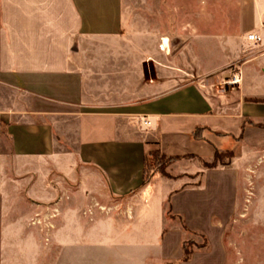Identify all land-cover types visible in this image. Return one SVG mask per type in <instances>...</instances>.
I'll list each match as a JSON object with an SVG mask.
<instances>
[{"label":"crops","instance_id":"crops-1","mask_svg":"<svg viewBox=\"0 0 264 264\" xmlns=\"http://www.w3.org/2000/svg\"><path fill=\"white\" fill-rule=\"evenodd\" d=\"M263 14L264 0L244 1L229 31H255ZM122 21V0H0V85L25 98L0 116L10 151L0 148V264H227L224 226L243 205L250 170L264 175V47L245 42L258 54L234 74L218 37L183 30L200 59L180 49L171 60L162 37L173 67L144 99L90 103L73 63L84 40L117 37ZM70 122L73 139L59 140ZM71 140L73 151L62 147ZM155 151L179 158L167 172L178 170L143 182ZM216 153L231 157L204 168ZM190 233L207 246L181 263Z\"/></svg>","mask_w":264,"mask_h":264},{"label":"rangeland","instance_id":"rangeland-1","mask_svg":"<svg viewBox=\"0 0 264 264\" xmlns=\"http://www.w3.org/2000/svg\"><path fill=\"white\" fill-rule=\"evenodd\" d=\"M244 1L247 0H122L121 34L113 38L84 40L73 63V68L83 75L85 100L94 104H127L144 99V92L150 86V80H161L164 77L163 66L173 67V62L163 60L164 53H160L158 49L162 37L170 40V52L168 51L166 56L171 60L176 62L180 49L190 63L195 58L200 59V50L194 48L191 39L189 41L187 37L193 36L194 33L184 34L183 30H200L202 32L199 35L218 37L219 43L223 45V49H219L218 53L222 52L232 60L225 70L239 74L241 65L258 54V49L246 46V33L229 31L238 24ZM199 27L201 28L198 29ZM205 45L209 43L205 42ZM24 101L25 98L19 96L14 89L0 85V116L2 113L16 110L19 108L16 104ZM2 122L4 121L0 119V148L10 155L5 123ZM66 124L59 126V140L74 137L72 132H65L68 127H74L75 123ZM62 147L73 151L75 144L72 142ZM226 161L227 158H222L223 163ZM175 162L162 160L161 164L167 172ZM184 164L186 162L182 165ZM6 165L12 169L16 162L10 157L7 158ZM262 166L261 168H264V163ZM175 168L177 166L171 169L172 175L178 170ZM160 169L155 159L151 158L146 172L150 178L153 173L160 175ZM258 170L254 167L250 170L243 205L223 229L222 239L227 249V264H264V175L257 176ZM55 179L60 184H70L64 177L48 178L49 182ZM196 180L198 179L195 178ZM164 211L168 218L167 206ZM92 214V210L88 211V215ZM32 222L36 221L31 220L29 226L33 225ZM35 226L43 229L45 227L43 221ZM185 241L191 254L187 261L180 259L181 263L188 262L196 248L207 246L205 237L198 233H190Z\"/></svg>","mask_w":264,"mask_h":264},{"label":"trees","instance_id":"trees-1","mask_svg":"<svg viewBox=\"0 0 264 264\" xmlns=\"http://www.w3.org/2000/svg\"><path fill=\"white\" fill-rule=\"evenodd\" d=\"M230 158L231 154L230 153H216L214 158L209 161V162H203L202 165L204 168H215L218 165H223L224 163L222 162V158ZM151 158H154L156 163L161 167V169L159 170L160 175L164 176V177H168L171 178V176L168 174V172L165 171L164 166H162L161 162L162 160H166L169 163L170 162H175L177 161L179 158L176 157H165L163 155H161L159 152L155 151V152H151L149 153L146 158H145V162H144V173H143V182H147L149 180V176L146 172V169L148 167V163L149 160ZM188 243L186 241H184L182 243V258L181 261H187L191 252L189 250H187V245Z\"/></svg>","mask_w":264,"mask_h":264},{"label":"built area","instance_id":"built-area-1","mask_svg":"<svg viewBox=\"0 0 264 264\" xmlns=\"http://www.w3.org/2000/svg\"><path fill=\"white\" fill-rule=\"evenodd\" d=\"M245 41L253 46L263 45L264 47V14L262 18L260 19L259 25L255 31L249 32L245 35ZM164 40L161 39V45L160 49H163ZM264 52V51H263ZM240 80V79H239ZM236 79H234L233 82H235ZM36 223V224H35ZM33 225H40L39 221L32 222ZM50 227V226H48ZM45 226L44 228H48ZM48 240V237H45V241Z\"/></svg>","mask_w":264,"mask_h":264},{"label":"bare ground","instance_id":"bare-ground-1","mask_svg":"<svg viewBox=\"0 0 264 264\" xmlns=\"http://www.w3.org/2000/svg\"><path fill=\"white\" fill-rule=\"evenodd\" d=\"M168 46H169V44H168V40L166 39V38H164V47L167 49L168 48ZM165 48H163L164 50H166ZM235 82H239L238 80H236ZM101 209V208H100Z\"/></svg>","mask_w":264,"mask_h":264}]
</instances>
